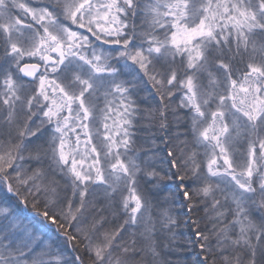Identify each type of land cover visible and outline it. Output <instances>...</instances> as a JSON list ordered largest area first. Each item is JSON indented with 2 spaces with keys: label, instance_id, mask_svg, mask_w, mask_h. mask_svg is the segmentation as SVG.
Segmentation results:
<instances>
[{
  "label": "snow or ice",
  "instance_id": "6c2138e0",
  "mask_svg": "<svg viewBox=\"0 0 264 264\" xmlns=\"http://www.w3.org/2000/svg\"><path fill=\"white\" fill-rule=\"evenodd\" d=\"M0 264H264V0H0Z\"/></svg>",
  "mask_w": 264,
  "mask_h": 264
}]
</instances>
